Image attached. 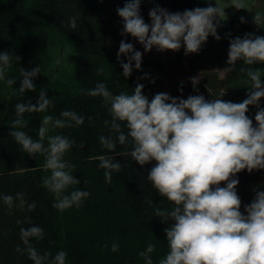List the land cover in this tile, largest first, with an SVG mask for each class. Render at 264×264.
<instances>
[{"label":"trees","instance_id":"trees-1","mask_svg":"<svg viewBox=\"0 0 264 264\" xmlns=\"http://www.w3.org/2000/svg\"><path fill=\"white\" fill-rule=\"evenodd\" d=\"M124 2L0 0V53L11 54L5 79L0 80V196L15 197L16 193H23L24 201L14 200L10 211L0 200V264H33L26 254L16 250L17 246L24 247L20 228L30 226L25 222L26 217L31 218V224L44 230L41 240L32 238L30 243L41 254L47 251L54 256L60 250L66 251V264H145L139 253L145 251L149 243L155 245L150 254L153 264H159L168 253L164 229L172 221L162 222L155 216V210L159 208L167 212L175 205L159 195L147 179L155 161L139 165L126 154L131 151L130 143H117L115 151L101 145V135L115 139L116 133L110 130V104L102 97L85 94L98 83H104L112 95L131 94L139 83L144 85L142 92L149 99L166 92L171 97L184 99L189 95H203L206 100L240 103L247 98L250 88L247 70H259L264 81V62L247 65L237 61L233 71H226L231 67L227 64L231 38L243 37L245 33L264 36V28L248 18H244L245 22L241 19L222 20L217 28L221 39L216 40L210 35L200 51L189 59L185 58L182 48L172 51L166 60L143 54L141 69H136L133 61L131 76L124 77L120 61L127 62V58L121 56L120 60L117 59L121 40L132 43L140 51L133 37L121 35L123 22L116 9L123 7ZM157 5L173 13L207 7L202 0H142L140 15L146 23H150L149 10ZM73 17L77 24L75 30L68 26L69 18ZM55 34L73 55L72 64H68L71 70L66 74L60 73L65 66L60 68L62 63H56L51 54V40ZM16 56L20 59L16 60ZM37 65L41 73L33 78L35 90L21 94L18 90L22 79L20 68L31 71ZM101 68L103 71H98ZM149 68L156 70L157 76L140 79L139 76L145 75ZM198 70L204 71V75L194 88L191 79ZM217 70H223L224 75ZM10 78L14 79L12 86L6 83ZM234 83L237 84L233 95H225V90ZM42 90L46 98L51 99V105L44 113H25L27 126L18 130L37 140L45 115L62 118L61 112L71 110L84 117L80 126L73 124L63 129L49 126L47 134H59L75 141L63 159L75 166L71 172L80 183L70 186L64 194L76 189L91 193L79 208L73 206L64 212L53 208L55 196L42 186V177L50 174L43 170L44 156L21 151L9 135L16 119L15 105L35 104ZM259 105L264 107V98ZM256 111L257 107L250 105L246 113L254 125ZM105 121H109V125ZM44 144L46 147L47 138ZM100 157L113 158L122 165L120 172L112 174L110 184L104 178L105 170L98 167ZM233 178L239 180L236 192L241 199L240 211L246 214L245 205L253 201L257 191H264V169L251 173L245 169ZM220 186H225L224 182ZM33 201L36 208L29 211L27 206ZM113 243L119 246L116 252L111 249Z\"/></svg>","mask_w":264,"mask_h":264},{"label":"clouds","instance_id":"clouds-1","mask_svg":"<svg viewBox=\"0 0 264 264\" xmlns=\"http://www.w3.org/2000/svg\"><path fill=\"white\" fill-rule=\"evenodd\" d=\"M142 0H125L123 7L116 9L122 18L121 35L135 38L145 52L154 46L158 51H178L182 45L184 54L197 53L211 35L216 40L220 22L224 20L226 6L195 7L183 12H169L157 5L149 10L150 23L140 15ZM235 9L251 7L245 0H231ZM241 22H245L241 17ZM254 23L264 26V13L255 12ZM68 26L75 30L76 19L69 18ZM143 53L130 42L121 40L117 59L121 56L123 76L130 77L134 67L141 69ZM227 64L233 71L237 61L247 65L264 62V36L245 33L243 37L230 39ZM20 57L16 56V60ZM11 60L9 52L0 53V80L5 79L6 69ZM59 63V61H56ZM102 72L103 68L98 69ZM243 72L244 69H241ZM22 77L19 92L35 90L33 78L41 73L37 65L31 71L20 68ZM250 88L247 98L240 103L222 99L206 100L203 95H189L186 99L171 97L166 92L155 94L151 99L143 94V84H137L134 91L112 95L104 83H98L85 94L102 97L110 104L112 120L110 130L116 133L115 139L101 135V145L115 151L117 143L131 144L126 153L139 165L152 161L147 179L159 195L166 197L175 207L171 211L155 210V216L162 222L172 221L164 229L169 251L159 260V264H264V191H257L253 201L245 205L246 214L240 211L241 199L236 192L239 180L233 178L242 170L251 173L264 169V107L259 101L264 98V81L259 70H247ZM12 86L14 79H7ZM198 79L192 78L195 88ZM45 91H40L35 104L31 102L15 105L16 119L12 122L9 135L19 145L21 151L45 158L43 170L50 173L42 177V186L53 193V208L64 212L73 206L79 208L82 201L91 195L86 190L76 189L65 195L66 189L78 185L71 169L75 166L66 162L64 155L74 146L75 141L63 135H47L52 128H70L84 123V117L75 111L65 110L62 118L43 116L38 130L39 139L34 140L22 129L27 126L25 113H44L51 105ZM257 107L256 124L246 113L249 106ZM91 121V117L88 118ZM109 125V121H105ZM126 129L127 131H124ZM47 138V146L44 141ZM83 147V144L80 145ZM99 168L104 169L105 180L110 184L112 174L120 172L122 165L113 158L100 157ZM224 182L225 186L221 187ZM23 203V193L2 195L0 200L11 211L14 200ZM151 204L152 201L146 200ZM34 211L36 202L28 204ZM20 228L23 248L17 251L26 254L33 264H66L67 252L58 251L54 256L43 254L30 243L32 238L41 240L44 230L31 224ZM21 223V221H17ZM113 252L119 246L113 243ZM155 245L149 243L145 251L139 253L145 264H153L151 253ZM51 257V259H49Z\"/></svg>","mask_w":264,"mask_h":264},{"label":"rangeland","instance_id":"rangeland-1","mask_svg":"<svg viewBox=\"0 0 264 264\" xmlns=\"http://www.w3.org/2000/svg\"><path fill=\"white\" fill-rule=\"evenodd\" d=\"M130 36V35H129ZM135 39V38H134ZM140 51L145 54V55H148V56H151V57H155V58H159V59H162V60H166L168 59L169 57H171L172 55V50H165V51H158L156 49V47L154 46L150 51L148 52H145L144 49H143V46L135 39ZM115 43V42H113ZM183 50H184V47L182 45L181 47ZM51 54H52V57L54 58V61H59V63L61 62V67L60 68H65L62 70H60V73H63V74H66V72L71 69H69L68 67V64L73 62V55H72V52L70 51V48L64 43V41L59 37L58 34H55L52 36V40H51ZM195 53H190L188 55H185V58L186 59H189L191 58ZM66 70V71H65ZM217 72L220 74V75H224V71L223 70H217ZM204 75V71H201V70H198L194 76L192 78H196L198 79V83L199 81L201 80V78L203 77ZM157 76V71L154 70V69H151L149 68L146 72L145 75H141L139 76L140 79H145V78H152V77H155ZM191 83H192V79H191ZM197 83V84H198ZM237 83H234L232 84L230 87H228L226 90H225V95L227 96H231L233 95V91H234V87L236 86ZM168 89V87H167Z\"/></svg>","mask_w":264,"mask_h":264},{"label":"crops","instance_id":"crops-1","mask_svg":"<svg viewBox=\"0 0 264 264\" xmlns=\"http://www.w3.org/2000/svg\"><path fill=\"white\" fill-rule=\"evenodd\" d=\"M206 6H216V2L220 6H226L224 11L226 16L224 20L240 19L241 17L248 18L253 21L255 12L259 11L264 13V0H245V3L251 7V11L248 9H235L234 6L229 5L231 0H202ZM264 28V26H262Z\"/></svg>","mask_w":264,"mask_h":264}]
</instances>
